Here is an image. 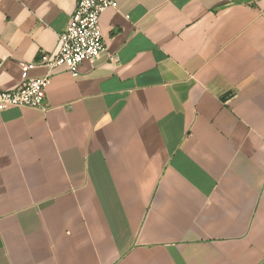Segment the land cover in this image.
Listing matches in <instances>:
<instances>
[{
    "label": "crops",
    "instance_id": "0c3cea01",
    "mask_svg": "<svg viewBox=\"0 0 264 264\" xmlns=\"http://www.w3.org/2000/svg\"><path fill=\"white\" fill-rule=\"evenodd\" d=\"M76 0H0V264H264V0H116L49 71ZM32 64V67L25 65Z\"/></svg>",
    "mask_w": 264,
    "mask_h": 264
},
{
    "label": "built area",
    "instance_id": "2783aa9c",
    "mask_svg": "<svg viewBox=\"0 0 264 264\" xmlns=\"http://www.w3.org/2000/svg\"><path fill=\"white\" fill-rule=\"evenodd\" d=\"M116 5V0H76L64 29L58 34L57 52L52 56L42 54L39 65L49 71L64 65L71 76H77L82 61L92 60L105 52L99 16L104 9ZM50 81L51 74L48 73L39 77H23L12 90L0 89V110L26 107L46 111V91Z\"/></svg>",
    "mask_w": 264,
    "mask_h": 264
}]
</instances>
